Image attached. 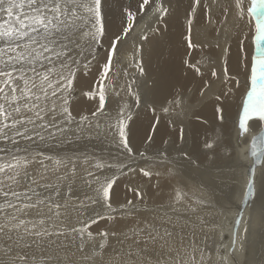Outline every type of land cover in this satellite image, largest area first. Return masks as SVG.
<instances>
[{
  "label": "snow or ice",
  "instance_id": "obj_1",
  "mask_svg": "<svg viewBox=\"0 0 264 264\" xmlns=\"http://www.w3.org/2000/svg\"><path fill=\"white\" fill-rule=\"evenodd\" d=\"M254 120L264 0H0V264H264Z\"/></svg>",
  "mask_w": 264,
  "mask_h": 264
},
{
  "label": "bare ground",
  "instance_id": "obj_2",
  "mask_svg": "<svg viewBox=\"0 0 264 264\" xmlns=\"http://www.w3.org/2000/svg\"><path fill=\"white\" fill-rule=\"evenodd\" d=\"M246 3L248 5H250L251 0H246ZM247 19H248V21L251 22V33H252V35H254L255 17H254V15L248 14ZM172 31L174 32L175 30L172 29ZM171 39L174 40V37ZM164 43H165V46L167 48L172 47V43H170L169 41L166 40ZM248 43H249L250 48L254 49V43L251 40H249ZM233 47H235V45H233ZM145 49H146L145 59L149 61L150 65L152 67H154L155 63H156V57L154 55H152V56L147 55V53L152 52L153 45L152 44L145 45ZM233 112H234V109H233ZM250 125H251V130L247 134L246 143L241 145V147L243 148L244 153L248 158L246 162L247 163H254L255 167H256L257 175H259L261 170H264V157H262L260 161H257L256 156H259L261 153V150L264 149V144H262L261 140H260V137L264 136V122H258L256 120H254L253 122H250ZM254 137H255V139H254ZM253 152H255L256 155H253ZM229 194L234 195L239 200V199H242L243 190H242L241 186L237 185L234 189H232L230 191ZM249 211L252 212L255 220L258 223L259 222L258 210L249 209Z\"/></svg>",
  "mask_w": 264,
  "mask_h": 264
},
{
  "label": "rangeland",
  "instance_id": "obj_3",
  "mask_svg": "<svg viewBox=\"0 0 264 264\" xmlns=\"http://www.w3.org/2000/svg\"><path fill=\"white\" fill-rule=\"evenodd\" d=\"M255 21V20H254Z\"/></svg>",
  "mask_w": 264,
  "mask_h": 264
}]
</instances>
